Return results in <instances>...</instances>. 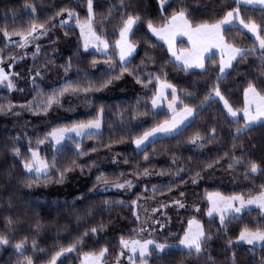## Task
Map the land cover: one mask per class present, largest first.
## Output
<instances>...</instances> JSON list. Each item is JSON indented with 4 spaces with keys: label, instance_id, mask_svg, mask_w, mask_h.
Masks as SVG:
<instances>
[{
    "label": "trees",
    "instance_id": "trees-1",
    "mask_svg": "<svg viewBox=\"0 0 264 264\" xmlns=\"http://www.w3.org/2000/svg\"><path fill=\"white\" fill-rule=\"evenodd\" d=\"M160 1L166 2L163 9ZM238 1L0 0V52L8 72L14 64L15 86L0 87V238L7 239V246L0 247V264H27L28 256L15 247L34 242L40 251L37 264L50 263L61 251H76L65 258L73 264L76 255L101 250L115 256L120 240L134 238L141 227L134 207L139 202L158 212L153 217L159 237L176 243L188 213L203 205L207 194L264 189V123L244 129V119L232 120L216 99L219 94L241 113L247 89L264 97V49L245 31L226 28V43L244 54L222 78L218 55L207 60L202 72L186 71L150 33L177 14L199 27L237 12L243 23L260 27L264 39V10ZM90 4L96 32L112 45L126 21L139 20L130 38L137 53L128 64H120L113 46L110 56L85 51L78 28L60 26L67 11L88 22ZM41 28L45 30L33 39L34 30ZM159 82L176 90L178 110L196 114L176 135L137 151L134 141L171 119L152 106ZM100 115L101 135L71 140L54 152L48 141L52 131ZM32 151L50 167L47 177L53 184L48 187L43 186L46 176L25 171ZM99 175L107 179L98 183ZM115 181L132 188L112 191ZM218 222L202 218L209 240L201 253L171 249L148 263L264 264V245H232L235 232L250 227L248 221H237L231 234Z\"/></svg>",
    "mask_w": 264,
    "mask_h": 264
},
{
    "label": "rangeland",
    "instance_id": "rangeland-1",
    "mask_svg": "<svg viewBox=\"0 0 264 264\" xmlns=\"http://www.w3.org/2000/svg\"><path fill=\"white\" fill-rule=\"evenodd\" d=\"M165 5L166 2L160 1L162 9ZM88 10V22L77 21L76 14L67 11L65 15L60 18V26H75L78 28L85 51L110 56L112 54L113 46L117 50L120 64L122 66L128 64L137 53V47L130 41V38L139 20L131 18L126 21L120 32L119 40L112 45L96 32L92 4L89 5ZM43 30L45 29L41 28L34 30L35 32L31 35L33 39L39 38ZM30 39L24 40L23 45L20 48H25L31 42ZM36 52H39L38 48H36ZM5 63L6 61L3 60L2 52H0V87L13 90L15 89L12 78L14 64L9 67L10 72H8L6 67H4ZM33 83H35V80ZM216 99L222 103L224 109L232 120L237 121L242 117V114L238 115L237 112L233 111L219 94L216 95ZM179 103L180 101L177 97L176 90L164 82H159L158 92L152 102L153 109L164 110L171 114L172 117H175ZM178 118L181 119V121H177ZM190 121L191 119L180 115L175 121L165 123L157 129L148 132L140 139L134 141L132 145L137 151H141L157 139L176 135ZM248 128L247 125L244 127V129ZM102 132L103 121L102 116L100 115L97 120L86 124L54 130L48 136V141L52 142L54 152L57 153L71 140L82 142L87 137L99 136ZM24 167L28 175L41 179L45 178V176L47 177L51 171L49 165L38 151L31 152V160L24 164ZM257 171V169L254 170V172ZM46 179L47 180L43 184L44 187L53 184V180L48 179V177ZM105 179L107 178L102 175L96 177L98 183L104 182ZM131 188L132 187L127 183L120 184V182L117 181L111 186L112 191L120 192H128ZM175 203L177 202L175 201L173 204ZM202 203L203 205L194 207L193 210H190L191 213H188V215L191 214V217L188 219L184 231L182 232L179 230L176 232L175 238H178L179 240L176 243H170L169 240H164L157 234V224L154 222L153 215H156L158 212L151 209V206L146 202H139L135 204L134 207L136 217L141 223V227L136 231L134 238L121 239L119 243V251L115 256H110L107 250H101L94 254L76 255L77 264H149L148 261L153 256L162 255L164 252L171 249L201 253L204 243L209 240L206 227L202 224L203 217H206L208 220L217 218L219 225L227 229L229 234L235 232L237 221L240 219L246 220L249 222L247 224L250 225V227L241 230L238 233L235 232V239L232 242V245H246L249 247H262L264 245V223H261V221L264 220V189L250 186L232 196L217 192L210 193L204 197ZM214 232L216 234L218 233L215 230ZM3 246H7V239L0 238V247ZM15 251L20 254L25 253L28 256L27 259H25L27 264H37L35 258L39 255L40 251L35 242L18 245L15 247ZM75 253V250L61 251L59 254L55 255L52 261L48 264H73L66 263L65 258L66 256L69 257Z\"/></svg>",
    "mask_w": 264,
    "mask_h": 264
},
{
    "label": "crops",
    "instance_id": "crops-1",
    "mask_svg": "<svg viewBox=\"0 0 264 264\" xmlns=\"http://www.w3.org/2000/svg\"><path fill=\"white\" fill-rule=\"evenodd\" d=\"M238 2L239 5L247 8L264 10V0H239ZM231 27L245 31L261 49H264L260 27L243 23L237 12L229 13L218 24L199 27H192L183 14H177L165 27H151L150 33L166 47L172 61L186 71L202 72L207 60L212 55H218L221 77L224 78L244 54V51L226 43L223 37L224 30ZM195 114L194 110L183 108L176 112L175 117L171 115L167 123L175 121L180 115L192 120ZM239 114H242L248 129L263 124L264 97L253 88L247 89L244 93V110ZM177 121L181 119L178 118Z\"/></svg>",
    "mask_w": 264,
    "mask_h": 264
}]
</instances>
